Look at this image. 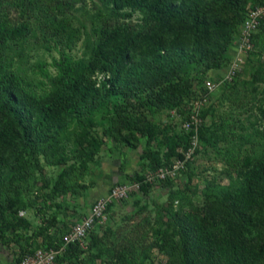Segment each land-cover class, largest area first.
<instances>
[{
    "label": "trees",
    "instance_id": "trees-1",
    "mask_svg": "<svg viewBox=\"0 0 264 264\" xmlns=\"http://www.w3.org/2000/svg\"><path fill=\"white\" fill-rule=\"evenodd\" d=\"M93 3L87 7V0H0V244L19 246L15 264L38 248L64 245L63 237L70 229L62 234L56 217L42 216L43 221L32 230V220L20 211L33 207L36 213L42 212L34 204L39 196H24L30 191L28 175L40 154L47 161L64 163L66 158L59 152L71 139V127L82 129L73 139L80 146L90 137L87 127L96 123L108 124L106 132L132 148L140 141L137 132L147 135L141 157L147 159L148 169L129 177V182L140 183L129 196L139 191L148 194L154 184L167 185L176 178L150 183L145 173L183 157L178 148H188L194 131L183 128L174 133L166 139L167 150L163 151V142L157 148L151 145L157 133L154 124L134 118L128 109L136 101L141 108L158 112L179 108L191 94L193 97L195 93L191 99L199 97L201 89L194 92L193 81L203 82L207 72L228 63L248 6L263 4L264 0ZM12 9L19 12L14 20ZM136 15L138 21L133 22ZM261 28L264 18L257 31ZM257 31L245 61L254 68L252 79L239 78L238 72L232 81H225L211 93L221 90L219 97L230 101V113L226 112L220 124L210 126L205 119L213 108L204 105L200 113L196 155L201 148L219 149L220 141L233 135L234 152H230L229 144L221 149L226 156L224 172L231 182L220 187L211 181L205 206L198 210L183 206L174 209L180 192L170 193V203L163 207L170 216L169 232L157 230L162 236L154 243L168 254L169 264H264V128L256 127L249 113L256 109L264 116V99H259L260 94L264 97V89H260L264 62L258 56L264 46L259 45ZM79 40L83 41V52L77 56L74 49ZM39 50L56 51L57 55L50 62L40 57L31 61L32 53ZM100 74L103 77L99 79ZM240 88L251 92L250 109L243 108ZM206 91L204 83L203 93ZM189 103L183 121L190 117ZM225 123L230 132L225 130ZM99 144L95 140V150L81 152L83 165L93 159ZM193 162L190 160L181 173L190 174ZM71 188L59 180L52 193ZM102 224H96L88 234L87 247L79 242L68 244L55 264H97L98 259L106 264H145L150 257L147 252L138 260L133 247L115 250L116 240L107 241L114 234L111 227L106 235H97Z\"/></svg>",
    "mask_w": 264,
    "mask_h": 264
},
{
    "label": "rangeland",
    "instance_id": "rangeland-1",
    "mask_svg": "<svg viewBox=\"0 0 264 264\" xmlns=\"http://www.w3.org/2000/svg\"><path fill=\"white\" fill-rule=\"evenodd\" d=\"M80 5H82V3L78 4V6ZM92 6H94L93 0H87V7ZM18 15L19 12L16 9L11 10L10 16L12 20ZM137 21L138 15L134 16L133 19V22ZM75 26H78V22H75ZM258 35L260 36L259 45L264 46V28L259 30ZM82 40L78 41L74 49V54L77 56H80L83 52ZM239 40V35H237L232 46V53H229L231 59L228 63L221 69H213L207 72L203 76V82L200 83L194 80L192 86L193 91L195 90L198 93V90L201 89L200 94H202L205 80H219L225 77L233 64L235 56H237ZM253 47L252 43L251 49ZM250 50L247 52L246 56H248ZM53 55H57V52H43L39 50L38 52L32 53L31 61L40 57L50 62ZM246 56L244 59L247 58ZM258 56H261L260 62H264V50ZM255 57L258 59L256 55ZM239 68V78L252 79L253 67H250L244 62ZM102 77V74L98 76L99 79ZM260 86V89H264V81H262ZM247 89L248 88H240L238 96L240 101L245 103L243 104V108L247 107L250 109V107H252V103L249 101L251 92L246 91ZM220 94L221 90L214 94H209L208 96L209 100L205 104V108L210 110L212 107L213 109L209 111L206 116L205 124L207 126H210L213 122L220 124L222 122V117L226 116V112L230 113V101L224 100V98L222 99L221 96L219 97ZM194 96L195 93L193 94V97ZM193 97L191 94V97L186 98L180 104L179 108H166L158 112H151L146 108H141L136 105L137 103L134 101V106L130 107L128 111L134 118L140 117L141 120H145V124H154L157 128V133L151 140V145L157 148L160 142H163L162 148L163 151H166V139L171 137L174 133L183 131L182 123L185 116L184 110L188 107V103L192 102L193 99L191 98ZM259 99H264L262 94L259 95ZM181 108L182 111L179 112L178 110H181ZM250 111L249 113L253 114L250 119L255 122V126L261 129L264 128V116L262 117L261 114H258L256 109H250ZM246 117L247 115L243 116L245 119ZM245 125H249V122L246 123L245 121ZM107 127L108 124L99 125V123H96L92 128L87 127L90 137L81 146L75 144V140L73 139L82 129L71 127L69 131L71 139L70 141H66L65 150L59 152L61 156H65L66 158L64 163L55 164L53 161H47L45 156L41 154L39 155L38 162L33 161V169L30 175H28V183L26 184L30 188V191H25L24 196H30L32 199H34L35 196H39V199L36 198L37 201L34 204L39 205L38 208H42V212L36 213L35 208L31 207L26 209L24 215H22L32 220V230L43 221L42 216L44 218L54 216L57 218L58 227L61 228L60 230L62 231L61 233H65L73 224L82 219L85 215H88L91 212L90 207H92L93 203L98 197H102L101 195L103 194L98 195L99 191L96 190L98 186H95V182L92 183V180H106L107 182L105 185L112 187L118 183L129 182V177L134 174L136 169L143 171L148 169L146 166L147 159L141 157V154L147 146V135L135 132L140 141L136 148H132L127 144L119 142L112 135L108 134L106 132ZM224 128L227 131L229 130L227 123H225ZM84 129L86 130V128ZM127 132L128 130L125 129L124 133ZM231 138H233V135L230 133L228 139L224 138L220 141L219 149L209 147L205 150V148H201V152L194 157V162L191 165L193 169L189 170L190 174H188V172H182L178 174L170 184H154L148 194L139 191L124 200L115 202L108 213L107 221L97 230V235L101 237L104 234L106 235L109 233L108 230L111 227L114 234L110 235L107 241L116 240V251L117 249L122 250L123 248L133 247V250L135 249L136 251L135 256H137L138 260L144 252L150 254L145 264H169L170 257L168 254L160 251L157 245L154 244L162 236L161 233L158 235L157 230H163L164 234L169 232L168 221L170 216L163 207L168 206L167 204L170 203V193L172 191H179L180 196L175 199L173 208L177 209L183 206L186 210H198L205 206L207 200L206 191L211 181L215 182L220 187L230 184V178H228L224 172L226 168L225 151L221 149L226 148L225 146L229 144L230 152H234V146L231 143L232 141H230ZM95 140L100 141L99 148H97V151L94 153L93 159L85 166L83 165L81 152L89 153L95 150L96 148L93 145ZM181 148L182 146H179L178 149L182 150ZM232 169L233 174L236 176L237 171L234 168ZM66 172H68V174ZM59 180L61 183L71 184L72 188L65 191V193H52L53 186L59 182ZM106 194L107 192L104 193V195ZM1 249L3 251L0 254V264H15L17 255L20 252L19 246L16 244H0V250ZM106 258L107 260H111L109 255H107ZM96 262L97 264H106L100 259Z\"/></svg>",
    "mask_w": 264,
    "mask_h": 264
},
{
    "label": "built area",
    "instance_id": "built-area-1",
    "mask_svg": "<svg viewBox=\"0 0 264 264\" xmlns=\"http://www.w3.org/2000/svg\"><path fill=\"white\" fill-rule=\"evenodd\" d=\"M264 18V3L248 6L247 17L242 25L237 56L233 60L231 68L224 78L219 80H207L205 82L206 92L193 99L189 105L190 117L183 121L182 127L187 131H194L191 135L190 144L187 149L181 150L183 157H175L172 163L159 167L156 170H149L145 173L147 182L174 178L182 170L187 168V163L194 159L196 150L200 145L198 129L202 124L200 116L201 109L208 102V95L214 92L225 81H232L241 64L245 62V56L252 47V37L256 33L261 20ZM247 57V56H246ZM139 182L119 183L110 188L106 195L99 197L92 205L91 212L77 221L71 229L64 235V245L60 248H38L33 253H27L18 264H55L58 254L65 250L70 243L79 242L83 247H87V237L96 224H101L108 219V207L111 203L125 199L130 192L139 189ZM25 211L21 210L20 215Z\"/></svg>",
    "mask_w": 264,
    "mask_h": 264
},
{
    "label": "crops",
    "instance_id": "crops-1",
    "mask_svg": "<svg viewBox=\"0 0 264 264\" xmlns=\"http://www.w3.org/2000/svg\"><path fill=\"white\" fill-rule=\"evenodd\" d=\"M138 169H136V171H137ZM97 179H95V180H92V183H94L95 184V186H98V188L96 189V190H98L99 192H98V195L100 194H103L104 195V193H106V192H108L109 190H110V187L111 186H106L105 185V183L107 182L106 180H104V181H102V180H98V181H96ZM98 182V183H97ZM97 183V184H96ZM101 191V192H100ZM103 195H101V196H103ZM99 198V197H98ZM91 208V207H90ZM71 229V228H70ZM3 250L1 249L0 250V254H1V252H2Z\"/></svg>",
    "mask_w": 264,
    "mask_h": 264
}]
</instances>
